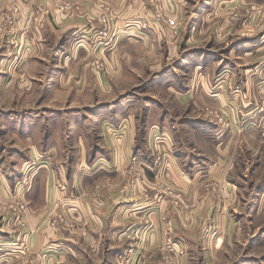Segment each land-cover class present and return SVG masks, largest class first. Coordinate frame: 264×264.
Wrapping results in <instances>:
<instances>
[{
	"label": "rangeland",
	"instance_id": "rangeland-1",
	"mask_svg": "<svg viewBox=\"0 0 264 264\" xmlns=\"http://www.w3.org/2000/svg\"><path fill=\"white\" fill-rule=\"evenodd\" d=\"M51 3L69 17L86 10L82 0ZM65 3L73 4L69 13L59 10ZM43 5L31 10L42 12ZM88 6L94 37L61 53L64 61L75 52L68 59L77 64L68 70L69 82L62 81V69L53 88L35 91L18 76L21 64L0 71V82L13 75L12 82L0 83V264H43L45 255L39 258L26 241L31 233L27 194L37 190L34 197L39 195L36 178L48 168L56 173L54 186L60 191L68 189L62 176L70 186L86 171L99 175L90 183L96 201L114 193L119 179L117 192L126 197L152 191L157 202L189 210L195 208L189 206L192 191L201 203L219 207L216 214L193 213V228L181 224L177 239L169 225L155 236L147 216L142 225L117 233L118 246L106 242L96 253L97 264H264V0H91ZM159 10L175 27L156 20ZM59 42L65 45L67 39ZM218 93L231 95V101L213 103ZM249 109L255 115L247 117L248 127L256 140L237 138L243 131L232 127L242 124ZM154 129L160 133L152 137ZM120 146L126 147L123 153ZM174 155L182 169H191L194 161H212L211 169L232 161L226 178L235 196H225L227 183L219 178L179 186L167 175ZM222 207L228 218H222ZM77 217L69 210L50 213L42 227L50 235L62 231L78 240L84 222ZM156 237L160 240H151Z\"/></svg>",
	"mask_w": 264,
	"mask_h": 264
},
{
	"label": "crops",
	"instance_id": "crops-1",
	"mask_svg": "<svg viewBox=\"0 0 264 264\" xmlns=\"http://www.w3.org/2000/svg\"><path fill=\"white\" fill-rule=\"evenodd\" d=\"M82 1L85 4V13L77 17H69V15L67 16L64 14L68 17L67 18L63 13L53 9L50 0H16L14 4H10L8 0H0V13L7 12L12 14L15 19L13 24L9 26L4 22L5 29L0 32V71L4 70V65L9 64L10 57L8 53L10 51H15V48L12 49V43L16 42L20 44V52L22 54L20 61L21 66L17 72L18 76L24 78L26 82L32 83L33 90L36 91V87L39 86L44 88L42 92H46L48 86L53 88L58 78V71L62 69L64 70L62 81L65 83L69 82L72 78V74L71 72L69 73L68 70L76 69L75 65L77 64L75 62L69 64L68 59L72 57L73 53L75 55V52L73 51L70 57L66 56L64 61H62L61 53L63 54L72 46L74 50L80 41L85 43L86 39L89 40V37H94V33L97 30L95 22L89 19L90 9L88 2L91 0ZM176 2L178 3V0H176ZM39 3L44 4V11L33 12L32 10L36 11L35 9ZM170 4L173 5L175 3L170 2ZM14 5L15 8L18 9L17 12H12V10L15 9H13ZM30 10L33 12V17L35 19H33L34 22L31 21L32 23L27 22V15ZM127 32L128 30H125L124 33L127 34ZM63 38L67 39V44L63 42L65 44L63 45L59 42L57 45L58 40H62ZM58 49L59 56H57ZM57 58L58 65L56 64ZM62 63H64V65L61 68H55V65L61 66ZM4 72L6 73L5 70ZM67 73L69 75H67ZM83 73L84 72H82L81 76L82 80L85 82L86 77H84L85 73ZM87 74L86 72V75ZM11 76L13 75L10 74V76H7V81L4 82L7 84L12 82L13 77ZM87 78H90L89 74ZM4 79H6V77ZM90 79H94V83H97L95 77L92 76ZM73 80L76 81L75 78H73ZM79 80L81 81V79ZM1 82L4 83L2 80ZM215 95H219L220 98L212 102L218 105L225 104L232 99L231 95L227 96L225 93H218ZM30 96L37 100V98H35L36 95L30 93ZM240 96L242 97L241 94ZM234 98L236 101L240 102L238 94L234 95ZM251 112L252 111L249 109L246 113V118H241L240 122L242 124L238 126L235 125V127L232 126L236 128L235 130H237V132L243 131L242 134H236L237 138L240 136H243V138L244 136L250 138L251 135V137L256 140L255 135L257 136V133L253 131L252 127H248L251 122H248L250 119H247V117L249 116V118H252L253 115H255ZM158 133L160 132L154 129L151 132V136L154 137V135ZM167 144L168 142H164L163 147ZM118 148L121 153L124 152V148L126 149L124 146ZM221 152L226 154L224 151ZM177 155L169 156L167 175L170 176L173 181H177L179 186L186 189L188 187H193V183L191 182L197 179L219 178L222 183H227L225 196L227 195L228 198H233L235 196V188L232 182L228 181L226 178L227 170L233 165L232 161L227 165L223 162L221 166H216L213 169H211L213 165L212 161H194L192 162L191 169H182L185 165L180 158H177ZM149 156L150 155H148V159ZM223 161H225L224 158ZM223 166H225V168L220 169ZM41 172L42 174L45 172V174L44 176H42V174L39 175L36 178V183H40L39 187H41L42 191L36 197L34 196L37 190H32L27 194V199L30 203L28 224L31 233L28 235V238H26V241L30 251L38 253L40 255L39 258L41 255H45L41 257L43 264H97L98 258L96 253H99L101 249L104 250L106 242L111 246H118L117 242L121 240V237L118 236L117 233L125 229L126 226L127 230L128 227L134 229L139 223L142 225L141 222L147 216L150 220L151 227L154 229L155 236H160L161 233L164 232L165 226L169 225L171 227L170 229L174 230L176 236V238L175 236L174 238L177 239L181 235L179 233V230L182 228L181 224L186 229H191L197 221L195 214L198 212L201 215L216 214L219 209V207L215 210L213 209L211 205L213 202L211 204L201 203L195 198L196 193H192V191L189 197L193 198V203L191 200L189 206L195 208L190 209V207L189 210L178 208V205L177 207H173L168 204V201L157 202L154 199L156 192L152 191L146 190L147 192L145 191L144 193L143 191H137L136 193L128 192L127 197L125 195H119L121 193L117 192V190H119V179L114 182V184L117 185L113 190L114 193L107 196L104 195L103 200L100 199V201H96L93 198L95 197V193L92 190L93 184L90 183H93L96 178L95 176L99 175L94 173L92 175L90 171H86L83 177H80L83 179L74 176V185L69 186V180L66 177L64 178L61 170L58 169L57 176H62L61 179L68 183V189L60 191L54 186V175L56 173H54L51 168ZM222 172L224 173L222 174ZM70 180L72 181V177ZM194 187H196V185H194ZM226 202L227 201L224 202L225 205L229 204ZM68 210L70 214L76 213V217L78 216L84 222L78 240H75L71 233L69 234L62 231L57 235H50L47 230L42 227V224L45 222L44 218L47 214L54 212L61 214L66 213ZM222 210L224 211L222 218H228L226 213L227 210L224 207H222ZM163 215L165 216V221L161 219V217L164 218ZM124 220L128 221V223L122 226L119 225L121 221ZM212 223H216V221ZM151 240L156 242L160 239L156 237ZM79 241H81L80 244H78ZM176 245L174 244L173 247ZM12 246L14 245L12 244ZM82 246H84V249ZM85 249L87 250V254H84ZM100 260L105 261V257L102 256Z\"/></svg>",
	"mask_w": 264,
	"mask_h": 264
},
{
	"label": "built area",
	"instance_id": "built-area-1",
	"mask_svg": "<svg viewBox=\"0 0 264 264\" xmlns=\"http://www.w3.org/2000/svg\"><path fill=\"white\" fill-rule=\"evenodd\" d=\"M73 7V4L72 3H65L64 5H62L59 10L61 12H65V13H69L70 10L72 9ZM18 9L15 8L14 10H12V12H17ZM2 18H3V21L5 22V20L7 22L5 23H9L10 25L13 24L14 22V16L12 14H9V13H3L2 15ZM34 19L33 17V14L30 15L27 19V22L30 23L32 20ZM156 20L157 21H163L164 23H166L168 26L170 27H175V21L167 16H165V14L163 13L162 10H159L157 11L156 13ZM15 48V51H10L8 54H9V57H10V62L9 64L7 65V68L10 69V71H13L14 68L16 69L18 63L20 64V61H21V52H20V44H17L16 42H13L12 43V49ZM19 66V65H18ZM20 206V209L21 208H24L23 205H19Z\"/></svg>",
	"mask_w": 264,
	"mask_h": 264
}]
</instances>
